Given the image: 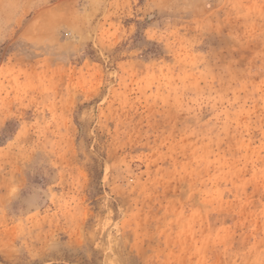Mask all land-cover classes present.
Returning a JSON list of instances; mask_svg holds the SVG:
<instances>
[{
  "label": "rangeland",
  "instance_id": "374dc122",
  "mask_svg": "<svg viewBox=\"0 0 264 264\" xmlns=\"http://www.w3.org/2000/svg\"><path fill=\"white\" fill-rule=\"evenodd\" d=\"M0 264H264V0H0Z\"/></svg>",
  "mask_w": 264,
  "mask_h": 264
}]
</instances>
